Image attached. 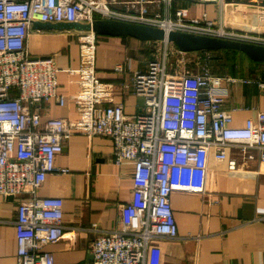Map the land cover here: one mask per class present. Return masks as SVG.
<instances>
[{
	"label": "built area",
	"instance_id": "2783aa9c",
	"mask_svg": "<svg viewBox=\"0 0 264 264\" xmlns=\"http://www.w3.org/2000/svg\"><path fill=\"white\" fill-rule=\"evenodd\" d=\"M176 1H149L157 7L151 11L138 7L140 2L125 3L129 7L124 9L118 0H0V196L18 200L13 222L17 264H56L46 247L67 232L64 201L38 192L48 175L71 172L57 161L75 134L110 139L112 162L119 167L133 164L134 188L131 200L121 206L120 225L108 231L88 229L95 235L91 264H163L162 243L179 239L171 205L175 191L205 193L211 161L228 172L244 169L249 162L264 166V111L235 126L224 107L230 85L257 83L264 90V79L218 75L207 56V65L196 73H168L166 49L161 60L142 68L115 65V72L127 77L105 82L97 77V36L85 33L79 90L70 97L78 117L44 118V105L57 100L63 106L66 96L58 91L57 56L30 51L34 22L119 20L264 45V32L246 20L237 27L226 22V0H187L216 4L218 20L206 14L190 17L189 8L173 7ZM249 3L264 10V0ZM161 4L164 14L158 10ZM127 92L143 99L134 115L117 99Z\"/></svg>",
	"mask_w": 264,
	"mask_h": 264
},
{
	"label": "crops",
	"instance_id": "0c3cea01",
	"mask_svg": "<svg viewBox=\"0 0 264 264\" xmlns=\"http://www.w3.org/2000/svg\"><path fill=\"white\" fill-rule=\"evenodd\" d=\"M152 0H118L137 3L148 10L157 9ZM224 19L231 27L244 20L256 31L264 32L263 8L249 0H226ZM119 6V5H118ZM122 6H120L122 8ZM128 6V7H127ZM176 7L189 8V15L206 14L218 20L220 10L213 3H191L179 0ZM161 13L166 8L158 7ZM73 31H37L29 38L33 55H56L58 91L66 96L61 106L57 100L44 105V118L64 117L76 120L78 115L71 96L79 90L80 47ZM140 42L128 37L97 36V77L105 82L123 80L126 75L115 72V65L138 69L140 63L131 57ZM264 65V64H263ZM263 71V70H262ZM120 99L125 112L134 115L143 106V99L127 92ZM225 109L234 117L235 126L255 119L264 111V90L257 83H236L229 87ZM110 139H89L75 134L68 141L58 165L70 169L68 174H50L39 190L40 197H59L64 201V222L67 232L57 244L46 247L56 264H91L90 244L94 234L89 228L108 231L120 225L121 206L128 203L134 188L133 164L117 166L112 162ZM18 200L0 196V264H17L16 218ZM171 205L178 226L179 239L162 243L163 264H264V166L249 162L246 168L228 172L222 165L210 163L205 193L175 191Z\"/></svg>",
	"mask_w": 264,
	"mask_h": 264
},
{
	"label": "water",
	"instance_id": "95a60500",
	"mask_svg": "<svg viewBox=\"0 0 264 264\" xmlns=\"http://www.w3.org/2000/svg\"><path fill=\"white\" fill-rule=\"evenodd\" d=\"M37 31H73L92 33L95 36L128 37L144 42H165L186 53L201 51H238L250 60L264 63V45L233 41L217 37L197 35L179 31L131 23L119 20L96 19L92 23H42L34 22ZM10 199H13L10 197Z\"/></svg>",
	"mask_w": 264,
	"mask_h": 264
},
{
	"label": "rangeland",
	"instance_id": "374dc122",
	"mask_svg": "<svg viewBox=\"0 0 264 264\" xmlns=\"http://www.w3.org/2000/svg\"><path fill=\"white\" fill-rule=\"evenodd\" d=\"M75 38L79 44L80 47V53H81V45L85 42H83V39L86 37L85 33H75ZM133 51H131V57L135 58L140 63V67H145L150 61L157 59L161 60L165 54L166 49L169 50V63H168V73H178V70L184 69L185 71L196 73L199 70H201L206 64V60L204 57H209V63L211 70L215 72L218 75H223L229 73L227 64L230 62L228 58H231L232 55H229L230 57L226 56V54L223 53H210V54H204L199 52H191L182 54L178 52L176 47L172 44L166 45L165 42H140L136 47L132 48ZM243 59V58H242ZM245 60V59H243ZM246 61V68H244L245 75H250V70L252 68H255L257 70V73L264 72V65H257L254 63H250L247 60ZM263 70V71H262ZM241 75V74H240ZM260 75V74H259ZM254 78V76H251ZM249 77V78H251Z\"/></svg>",
	"mask_w": 264,
	"mask_h": 264
},
{
	"label": "trees",
	"instance_id": "16d2710c",
	"mask_svg": "<svg viewBox=\"0 0 264 264\" xmlns=\"http://www.w3.org/2000/svg\"><path fill=\"white\" fill-rule=\"evenodd\" d=\"M130 39H133V38H130ZM133 40L139 41L137 39H133ZM210 52L211 53H223V54H226V56H228V57H230L229 55H232L231 58H228L230 60V62L227 64L228 70H229V73H227V74H229L233 77H240V78H249L251 76H254V78L255 77H261L262 79H264V72L261 73V71H260V73H257V70L255 68H252L249 71L250 75H245L246 71L244 70V68L247 67L245 60H247L250 63L257 64V65H263L264 63L254 62V61L250 60L246 55H244L238 51H210ZM242 58L245 60H243Z\"/></svg>",
	"mask_w": 264,
	"mask_h": 264
},
{
	"label": "bare ground",
	"instance_id": "6f19581e",
	"mask_svg": "<svg viewBox=\"0 0 264 264\" xmlns=\"http://www.w3.org/2000/svg\"><path fill=\"white\" fill-rule=\"evenodd\" d=\"M91 34V33H90ZM91 36H93L92 34H91Z\"/></svg>",
	"mask_w": 264,
	"mask_h": 264
}]
</instances>
